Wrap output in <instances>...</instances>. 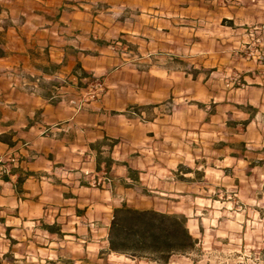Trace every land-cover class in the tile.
<instances>
[{
    "label": "crops",
    "instance_id": "1",
    "mask_svg": "<svg viewBox=\"0 0 264 264\" xmlns=\"http://www.w3.org/2000/svg\"><path fill=\"white\" fill-rule=\"evenodd\" d=\"M197 2L0 0V159L13 148L21 154L10 179L0 180V264L28 262L41 248L60 253L41 263L63 264L65 239L71 249L82 243L85 251H108L113 209L127 202L119 193L131 189L128 167L140 169L145 155L165 149L177 156L176 124L195 123L209 101H223L227 110L249 104L253 110L247 113L246 130L255 131L264 119L263 83L227 89L222 100L214 88L183 73L176 78L188 84L184 103L171 110L170 99L181 94L177 71L141 70L135 61L134 51L144 54L147 47L136 30L140 11L183 8L188 24L212 28L201 34L202 43L237 42L264 20V0ZM227 29L232 30L230 38L224 36ZM122 41L132 46H119ZM50 63L57 68L45 72ZM76 69L106 84L98 99L79 110L71 103L84 89ZM246 73L244 78L256 76ZM60 80L62 84L56 82ZM135 105L146 106L141 115ZM146 114L152 118L145 120ZM232 151L233 159L247 156L246 150ZM99 153L112 158L110 167L98 162ZM107 172L118 182L114 189L106 182L93 184L94 177ZM70 259L73 263L75 258Z\"/></svg>",
    "mask_w": 264,
    "mask_h": 264
},
{
    "label": "rangeland",
    "instance_id": "2",
    "mask_svg": "<svg viewBox=\"0 0 264 264\" xmlns=\"http://www.w3.org/2000/svg\"><path fill=\"white\" fill-rule=\"evenodd\" d=\"M175 2L183 4L184 0ZM209 3L212 5L211 1ZM138 13L143 16L139 17L136 30L142 42L147 40L144 54L133 53L139 68L177 71L174 79L178 83L177 92L181 94L174 96L175 101L173 97L170 99L174 106L170 105L169 109H177L184 103L183 90L188 84L176 78L183 73L214 88L217 99L222 100L225 93L228 95L227 89L245 88L249 82L264 84V20L257 21L251 34L243 40L202 43L201 34L212 28L188 24L190 17L183 8L177 12ZM231 31L226 30L225 38L231 37ZM117 44L125 49L132 46L125 41ZM150 51L152 53L148 54ZM196 70L193 75L191 72ZM248 71L256 76L244 78ZM224 103L209 101L207 107L196 114L195 123L185 126L177 123L174 142L178 155L168 154L166 149L163 153L145 155L140 169H134L139 176L138 183L129 186V193H119L131 206L184 214L190 231L198 240L196 249L174 254L167 261H156L131 258L105 249L85 251L82 243L77 249H71L65 239L63 264H264V119L254 132L248 133L250 105L243 103L239 106L242 108L230 106L232 109L227 110ZM262 110L264 112V107ZM151 118L152 114H146L144 119ZM232 150H246L247 156L233 159ZM179 160L183 163H178ZM181 164L193 172L184 173ZM107 175L118 183L113 175ZM38 236L41 242L48 239L41 234ZM59 254L50 249H35L30 261L19 264H47L40 260L55 259Z\"/></svg>",
    "mask_w": 264,
    "mask_h": 264
},
{
    "label": "trees",
    "instance_id": "3",
    "mask_svg": "<svg viewBox=\"0 0 264 264\" xmlns=\"http://www.w3.org/2000/svg\"><path fill=\"white\" fill-rule=\"evenodd\" d=\"M55 68H57L56 64L50 63L49 67L43 69L45 72H50ZM75 73L80 77L78 85L85 88L91 79L90 75L78 69L75 70ZM191 73L196 75L197 70ZM85 77L86 83L83 82ZM56 82L63 83L62 80ZM133 108L135 113L141 115V110H144L146 106L135 105ZM252 110L253 108L249 106L248 111ZM1 139L14 145L6 135H1ZM114 144L115 141H111L109 145L113 146ZM92 147L95 148V145L92 144ZM97 160L99 163L104 161L106 168L110 167L113 162L112 158L100 153L97 154ZM181 167H183L184 173L193 172L191 168H185L182 164ZM128 170V177L132 181L128 182V185H133L138 182L139 176L134 169L128 167ZM13 171L15 168H12ZM111 178V188L114 189L116 183L113 181V177ZM3 179L9 180L10 177L3 175ZM21 181L22 178H19L18 182ZM45 228L50 231L54 229L50 225H46ZM108 242L110 253L123 254L131 258L145 257L156 261H167L174 254H185L196 249L198 240L190 231L187 217L184 214L164 212L155 208H139L124 202L121 206L113 209L108 230Z\"/></svg>",
    "mask_w": 264,
    "mask_h": 264
},
{
    "label": "built area",
    "instance_id": "4",
    "mask_svg": "<svg viewBox=\"0 0 264 264\" xmlns=\"http://www.w3.org/2000/svg\"><path fill=\"white\" fill-rule=\"evenodd\" d=\"M105 87V82L100 78H91L79 96L72 99V105L76 108V110L84 108L91 101L98 99L104 92ZM20 159L21 154L16 148H13L6 157L0 159V180L3 179V175H7L9 177L12 176V168H14L16 163H19ZM92 181L94 185L105 182L111 184L112 178L108 176L107 173H104L103 176L94 177Z\"/></svg>",
    "mask_w": 264,
    "mask_h": 264
}]
</instances>
